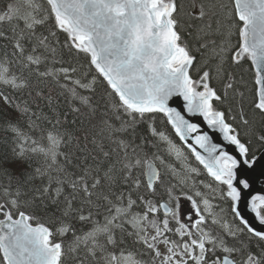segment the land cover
Segmentation results:
<instances>
[{"label": "snow or ice", "instance_id": "1", "mask_svg": "<svg viewBox=\"0 0 264 264\" xmlns=\"http://www.w3.org/2000/svg\"><path fill=\"white\" fill-rule=\"evenodd\" d=\"M262 182L264 0L0 11V264H264Z\"/></svg>", "mask_w": 264, "mask_h": 264}, {"label": "trees", "instance_id": "2", "mask_svg": "<svg viewBox=\"0 0 264 264\" xmlns=\"http://www.w3.org/2000/svg\"><path fill=\"white\" fill-rule=\"evenodd\" d=\"M178 3L184 5V10H187L189 7H190V0H178ZM227 3V2H226ZM3 5H0V10L2 11L3 10ZM185 19H187V17H185ZM193 23H197V22H193ZM197 55V58L199 59L200 58V53H195ZM195 75V73H193ZM246 78H250V74H245ZM21 99H30L28 96H27V92H25L24 94L21 95L20 97ZM66 107V105H65Z\"/></svg>", "mask_w": 264, "mask_h": 264}, {"label": "water", "instance_id": "3", "mask_svg": "<svg viewBox=\"0 0 264 264\" xmlns=\"http://www.w3.org/2000/svg\"><path fill=\"white\" fill-rule=\"evenodd\" d=\"M229 150L231 151V149H229ZM262 183H264V182H262ZM261 186H262L261 183H257V184L255 185V188H256V189H261ZM260 194H264V190H262ZM257 227H261V226L257 225Z\"/></svg>", "mask_w": 264, "mask_h": 264}, {"label": "flooded vegetation", "instance_id": "4", "mask_svg": "<svg viewBox=\"0 0 264 264\" xmlns=\"http://www.w3.org/2000/svg\"><path fill=\"white\" fill-rule=\"evenodd\" d=\"M2 2V3H1ZM7 1L6 0H0V5H3V4H5ZM225 2H229V0H225ZM190 5H191V3H190ZM4 6V5H3Z\"/></svg>", "mask_w": 264, "mask_h": 264}, {"label": "rangeland", "instance_id": "5", "mask_svg": "<svg viewBox=\"0 0 264 264\" xmlns=\"http://www.w3.org/2000/svg\"><path fill=\"white\" fill-rule=\"evenodd\" d=\"M3 5H4L3 7H5L6 3L3 4ZM187 207H188V206H187V203H185V209H184L185 211L187 210Z\"/></svg>", "mask_w": 264, "mask_h": 264}, {"label": "bare ground", "instance_id": "6", "mask_svg": "<svg viewBox=\"0 0 264 264\" xmlns=\"http://www.w3.org/2000/svg\"><path fill=\"white\" fill-rule=\"evenodd\" d=\"M6 1L8 2V0H6ZM7 2H6V3H7ZM1 3H2V2H1ZM0 11H1V10H0Z\"/></svg>", "mask_w": 264, "mask_h": 264}]
</instances>
